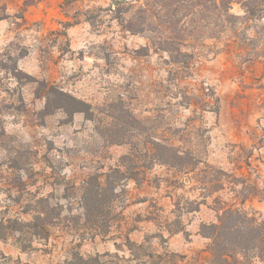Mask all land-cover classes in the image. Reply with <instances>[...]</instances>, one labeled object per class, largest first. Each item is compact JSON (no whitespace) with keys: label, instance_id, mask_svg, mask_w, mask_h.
<instances>
[{"label":"rangeland","instance_id":"rangeland-1","mask_svg":"<svg viewBox=\"0 0 264 264\" xmlns=\"http://www.w3.org/2000/svg\"><path fill=\"white\" fill-rule=\"evenodd\" d=\"M145 2L0 0V264H209L264 218V0Z\"/></svg>","mask_w":264,"mask_h":264},{"label":"trees","instance_id":"trees-1","mask_svg":"<svg viewBox=\"0 0 264 264\" xmlns=\"http://www.w3.org/2000/svg\"><path fill=\"white\" fill-rule=\"evenodd\" d=\"M194 2L206 9L203 5L205 0H146L144 4H140L139 11L150 16L159 12L166 14L169 10L177 13L186 9L184 3L193 8ZM248 11L249 14L255 12L253 8ZM201 229L203 236L210 240L207 248L210 254L209 264L264 263V218L229 207L222 210L217 223L204 224Z\"/></svg>","mask_w":264,"mask_h":264}]
</instances>
